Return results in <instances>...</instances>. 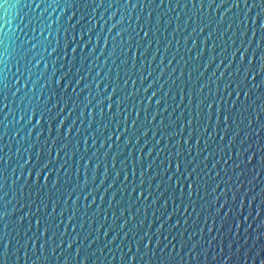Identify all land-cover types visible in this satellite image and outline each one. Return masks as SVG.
Instances as JSON below:
<instances>
[{
    "label": "water",
    "instance_id": "1",
    "mask_svg": "<svg viewBox=\"0 0 264 264\" xmlns=\"http://www.w3.org/2000/svg\"><path fill=\"white\" fill-rule=\"evenodd\" d=\"M9 3L0 8L7 264H264L259 0ZM38 219L39 233L50 225L45 248Z\"/></svg>",
    "mask_w": 264,
    "mask_h": 264
},
{
    "label": "snow or ice",
    "instance_id": "2",
    "mask_svg": "<svg viewBox=\"0 0 264 264\" xmlns=\"http://www.w3.org/2000/svg\"><path fill=\"white\" fill-rule=\"evenodd\" d=\"M259 2H260V5H261V6H264V0H259ZM128 3L131 4V0H128ZM201 3H203V0H201ZM10 4H11V3H9V0H0V8H3V7H5L6 5H10ZM163 4H164V0H160V6H163ZM193 5H195V3H193ZM66 6H67V5H66ZM234 7H239V4H238V3L235 4ZM245 7H247V0H245ZM253 7H256V4H253ZM149 15H151V14H149ZM260 15H264V13H261ZM21 23H23V21H22ZM113 27H115V25H113ZM89 31H91V29H89ZM262 31H264V30H262ZM255 35H256L255 32H253V39H255ZM146 36H147V33H145V37H146ZM261 39L264 40V36H262ZM73 42H75V40H74ZM53 51H55V49H53ZM75 51H76V49L74 48V49H73V52H75ZM137 51H138V49H137ZM233 55H235V53H234ZM242 58H243V57H242ZM197 59H199V57H197ZM261 59H264V56H262ZM37 67H38V65H37ZM262 70H264V66H262ZM53 75H55V73H54ZM61 78H64V76H61ZM17 82H18V81H17ZM56 83H57V84L61 83V79L58 80V81H56ZM26 84H27V82H26ZM6 89H7V85L4 83L3 88L0 89V95H2L3 92H4ZM246 95H247V94H246ZM237 98H239V97H237ZM107 99H108V101H109V108H108V111L111 112V102H112L113 98H112V96H109ZM149 104H151V101H149ZM98 107H99V105H98ZM86 110H87V106H86ZM209 110H211V105L209 106ZM100 115H101V116L104 115L103 111H101ZM57 118H58V117H57ZM21 119H23V117H21ZM6 120H7V117H5V121H6ZM228 120H229V117H228V116H225V117H224V121H225V123H228ZM63 128H64L63 121H60V122H59V126H58L57 129H56V130H57V133H58V136H60L59 134L62 132L61 129H63ZM70 131H72L71 128L68 129V132H70ZM30 134H31V133H29V135H30ZM117 139H119V138H117ZM57 142H58V141H53L54 144H56ZM67 147H68V145H67V144H64L63 147L61 148V151L65 150ZM141 151H143V149H141ZM57 155H59V153H57ZM149 155H151V153H149ZM251 159H252V157H249V160H251ZM2 163H3V161L0 160V164H2ZM47 167H48V165L45 164L44 167L40 169V172L43 173ZM180 167H181V165H180L179 163H177V164H176V171H177V173L180 172ZM32 175H33L32 172H28V177H31ZM44 179L47 180V177H44ZM189 179H191L190 176H189ZM125 182H127V177L125 178ZM6 184H7V181H6L5 179H3V172H0V192H2V191L4 190V187L6 186ZM37 187H38V186H37ZM140 187L142 188L143 185L141 184ZM22 190H23V189H21V191H22ZM133 192H135V188H133ZM140 197L143 198V192L140 193ZM69 198H71V197H69ZM0 199H2V198H0ZM4 207L6 208V205H5ZM38 211H39V209H38ZM54 212H55V209H53V213H54ZM60 215H61V217H63V212H61ZM7 216H8L7 211H0V221H2L3 219H5ZM70 219H71V218H70ZM49 220H52V217H48V221H49ZM48 221H45V223H46L47 225H48ZM19 223H23V217L21 218V220L19 221ZM40 223H41V221L38 219V220L36 221L37 232H38L39 235H41V236L44 238V242H45V243H44V245L42 246V248H45L46 245H47L48 242H49V239H48V233H49V227H50V225H48L47 227L44 228L43 233H39V225H40ZM29 231H31V228H29ZM4 239H6V236H5V237H0V264H7V262H8V257H9V250H8V249H9V245L3 243ZM55 239H56V237H55V235L53 234L52 237H51V240L54 242ZM142 241H143V238H141V241H140V242H142ZM138 243H139V242H138ZM62 246H63V245L61 244V247H62ZM18 247H19V245H18ZM25 247H27V245H25ZM150 247H151V242L149 241V243L145 245V253H147V250L150 249ZM68 248H69V249L72 248V244H71V243L68 245ZM34 251H35V250H34ZM136 251H137V254L140 253L141 250H140L139 246H137ZM77 256H79V249L77 250ZM87 259H88V257H85V261H87ZM121 259H122V261L124 260L123 257H122ZM136 259H137L136 256H132V257L126 262V264H136ZM140 259L142 260V259H143V256H141Z\"/></svg>",
    "mask_w": 264,
    "mask_h": 264
},
{
    "label": "clouds",
    "instance_id": "3",
    "mask_svg": "<svg viewBox=\"0 0 264 264\" xmlns=\"http://www.w3.org/2000/svg\"><path fill=\"white\" fill-rule=\"evenodd\" d=\"M4 16L7 17V14L5 13ZM9 23H10L9 20H6L4 26L7 27V25H8ZM2 31H3V29L0 28V32H2Z\"/></svg>",
    "mask_w": 264,
    "mask_h": 264
}]
</instances>
